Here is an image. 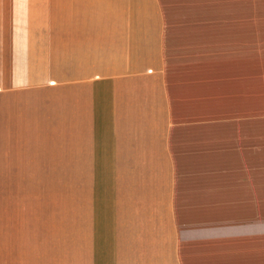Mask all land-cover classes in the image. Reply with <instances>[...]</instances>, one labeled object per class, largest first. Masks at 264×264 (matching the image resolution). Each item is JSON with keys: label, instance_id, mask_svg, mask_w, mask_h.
<instances>
[{"label": "crops", "instance_id": "obj_1", "mask_svg": "<svg viewBox=\"0 0 264 264\" xmlns=\"http://www.w3.org/2000/svg\"><path fill=\"white\" fill-rule=\"evenodd\" d=\"M239 5L0 0V264H264L250 218L184 216L264 178V12Z\"/></svg>", "mask_w": 264, "mask_h": 264}, {"label": "rangeland", "instance_id": "obj_2", "mask_svg": "<svg viewBox=\"0 0 264 264\" xmlns=\"http://www.w3.org/2000/svg\"><path fill=\"white\" fill-rule=\"evenodd\" d=\"M236 3H239L240 11H253L256 13L264 12V0H235ZM257 24H264V17L256 19ZM264 169L260 168L258 165V176L263 175ZM57 182L58 179H51L52 186L50 189V210H49V217L50 218H58V217H72L73 216V207H72V193L68 196L65 195L62 201L59 198L62 196L57 195ZM54 185V186H53ZM255 186L257 187L256 193V206L251 208L250 210L241 209L233 205L231 208L227 209H209L204 211H185V215L187 217H202L209 220H219V221H228L233 222L237 221L238 219L244 220V218H250L252 227L251 232L263 233L264 232V178L258 177L255 181ZM69 191H72V188H65ZM55 192H52L54 191ZM229 197L228 194L225 195ZM234 201L235 200H242L244 195H239L233 193ZM56 197V198H54ZM228 200V199H226ZM61 201V202H60ZM106 199L103 197L102 199V215L107 216H115L113 214L119 213L120 210L117 209H110L108 211L103 209V205ZM231 201V200H229ZM107 202H111L108 201ZM114 203V202H113ZM241 206V204H240Z\"/></svg>", "mask_w": 264, "mask_h": 264}]
</instances>
